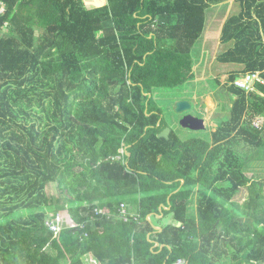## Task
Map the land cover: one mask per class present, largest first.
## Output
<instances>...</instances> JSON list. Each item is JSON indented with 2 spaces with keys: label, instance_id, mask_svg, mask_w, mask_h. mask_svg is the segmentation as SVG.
Masks as SVG:
<instances>
[{
  "label": "trees",
  "instance_id": "obj_1",
  "mask_svg": "<svg viewBox=\"0 0 264 264\" xmlns=\"http://www.w3.org/2000/svg\"><path fill=\"white\" fill-rule=\"evenodd\" d=\"M106 1L0 0V264H264V179L238 151L264 154V0L224 24L237 71L211 142L160 138L154 92L196 79L207 11L231 0Z\"/></svg>",
  "mask_w": 264,
  "mask_h": 264
},
{
  "label": "rangeland",
  "instance_id": "obj_2",
  "mask_svg": "<svg viewBox=\"0 0 264 264\" xmlns=\"http://www.w3.org/2000/svg\"><path fill=\"white\" fill-rule=\"evenodd\" d=\"M104 2L107 1L103 0L101 5H96L97 3L95 0H85L88 9L104 6L106 4ZM238 12H240V7L235 3V0L211 7V9L207 11L206 30L193 52L196 79L185 83L179 88L156 90L154 92V105L162 111V119H164L168 128L174 131L183 142L197 139L211 142L212 133L217 130L215 126L219 127L222 120L229 115L226 110H223V107H232L230 102L232 101L230 98L231 95L227 92V86H230L229 75L234 71V68L233 65L219 64V62L216 61L217 59L215 60V56L217 58L223 51L220 42V34L224 23L230 16L237 15ZM246 75L248 74H243L238 79H245ZM252 87L251 85L250 91L254 89V87ZM184 101L192 105L191 110L187 113L206 121L205 131L195 132L184 129L181 126V120L186 113H176L175 106L179 102ZM255 124L264 128V118L257 119ZM238 151L246 160L249 177L258 181L263 180L264 154L255 149L246 147L245 144H242V147H239ZM47 193L51 197L57 198L59 196L57 185H51L47 189ZM242 194L240 201L243 203L248 194L246 190ZM51 217L52 216H50V218ZM149 220V222L156 227L161 226L162 223L163 225H165V223H170L169 220L159 222L154 216H150Z\"/></svg>",
  "mask_w": 264,
  "mask_h": 264
},
{
  "label": "built area",
  "instance_id": "obj_3",
  "mask_svg": "<svg viewBox=\"0 0 264 264\" xmlns=\"http://www.w3.org/2000/svg\"><path fill=\"white\" fill-rule=\"evenodd\" d=\"M7 9L6 6L3 3H0V17H2L6 13ZM251 81V83H250ZM259 81V75H246L245 79H238L235 82V85L241 89L250 91L251 85L254 87L255 83ZM250 83V84H249ZM252 87V88H253ZM250 89V90H249ZM257 126V125H256ZM98 215H104V213L101 210L97 211ZM119 217L124 221V222H129V220L133 219L135 221L138 220V215L135 213H132L129 208L127 207L126 204H122L121 208L119 209ZM50 231L54 234V237L57 238V236L60 234L62 227L64 225V220L57 215L56 217H51L47 223ZM93 264H97L95 261H91ZM178 264H184V262L179 261Z\"/></svg>",
  "mask_w": 264,
  "mask_h": 264
},
{
  "label": "water",
  "instance_id": "obj_4",
  "mask_svg": "<svg viewBox=\"0 0 264 264\" xmlns=\"http://www.w3.org/2000/svg\"><path fill=\"white\" fill-rule=\"evenodd\" d=\"M191 103L189 102H179L178 104H176L175 106V112L178 114H185L187 113L189 110H191ZM181 126L184 129H188L191 131H195V132H201V131H205L206 130V125H205V120L200 119L198 117H195L191 114L189 115H185L183 117V119L181 120ZM172 133V130L170 128H166L161 134H160V138H169L170 135ZM150 216L148 217L149 220ZM150 221V220H149ZM156 230H161L160 228L155 227ZM158 246V245H157ZM164 246H162L163 248Z\"/></svg>",
  "mask_w": 264,
  "mask_h": 264
},
{
  "label": "crops",
  "instance_id": "obj_5",
  "mask_svg": "<svg viewBox=\"0 0 264 264\" xmlns=\"http://www.w3.org/2000/svg\"><path fill=\"white\" fill-rule=\"evenodd\" d=\"M104 3L107 4V2H104ZM106 4H105V5H106ZM224 24H225V23H224ZM223 27H224V25H223ZM223 27H222L221 30H223ZM220 32H221V31H220ZM221 34H222V32H221ZM221 34H220V36H221ZM218 56H219V55H218ZM218 56H217V58H218ZM217 58H216V56H215V60H216ZM216 61H217V60H216ZM233 68H234V71H237V70H236V69H237L236 67H233ZM238 68H239V67H238ZM239 69H240V68H239ZM232 72H233V71H232ZM232 72H231V73H232ZM231 73H230V74H231ZM229 77H230V75H229ZM205 122H206V121H205ZM205 125H206V123H205ZM215 128L217 129L218 127L215 126ZM213 132H215V131H213ZM157 218L160 219L161 217H157ZM149 219H150V218H149ZM155 227H156V226H155ZM157 228L162 229L160 226H158ZM159 231H161V230H159ZM92 260H93V259L89 258V261H92Z\"/></svg>",
  "mask_w": 264,
  "mask_h": 264
},
{
  "label": "flooded vegetation",
  "instance_id": "obj_6",
  "mask_svg": "<svg viewBox=\"0 0 264 264\" xmlns=\"http://www.w3.org/2000/svg\"><path fill=\"white\" fill-rule=\"evenodd\" d=\"M189 114H190V113H186L185 115H189ZM185 115H184V116H185Z\"/></svg>",
  "mask_w": 264,
  "mask_h": 264
}]
</instances>
